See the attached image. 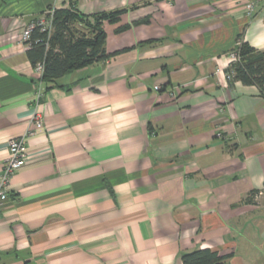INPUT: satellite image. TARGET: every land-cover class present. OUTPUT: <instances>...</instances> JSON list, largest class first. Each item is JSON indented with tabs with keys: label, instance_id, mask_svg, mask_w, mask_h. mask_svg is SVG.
<instances>
[{
	"label": "crops",
	"instance_id": "obj_1",
	"mask_svg": "<svg viewBox=\"0 0 264 264\" xmlns=\"http://www.w3.org/2000/svg\"><path fill=\"white\" fill-rule=\"evenodd\" d=\"M74 3L125 10L104 23L119 53L44 86V125L0 208V264H183L203 249L264 264V97L226 73L239 39L264 53V1L253 18L247 0ZM70 4L0 0V173L33 129L23 32Z\"/></svg>",
	"mask_w": 264,
	"mask_h": 264
},
{
	"label": "trees",
	"instance_id": "obj_2",
	"mask_svg": "<svg viewBox=\"0 0 264 264\" xmlns=\"http://www.w3.org/2000/svg\"><path fill=\"white\" fill-rule=\"evenodd\" d=\"M70 2V8L54 10L50 32L37 28L28 42L27 57L32 66L44 64L42 81L46 88L56 86L59 79L75 70L103 62L119 53H107L104 23H117L125 10L87 16L75 9V0ZM239 40L241 44L233 50L239 59L226 70L227 76L232 75L230 85L241 82L256 86L264 97V53ZM228 258L229 255L203 249L185 253L182 262L226 264Z\"/></svg>",
	"mask_w": 264,
	"mask_h": 264
},
{
	"label": "built area",
	"instance_id": "obj_3",
	"mask_svg": "<svg viewBox=\"0 0 264 264\" xmlns=\"http://www.w3.org/2000/svg\"><path fill=\"white\" fill-rule=\"evenodd\" d=\"M264 0H247L246 10L250 18H253L256 9L260 6ZM54 11H49L44 18L32 22L29 24L23 32L22 41L27 43L31 40L32 33L35 29L40 28L42 32H50L52 28V19ZM241 44V40L238 41L237 46ZM231 63L236 62L239 57L236 53L232 52L230 55ZM34 68V72L38 76V80L35 84V106L34 114L32 117L33 129L25 131L20 136L9 140L8 143V155L4 161L2 172L0 173V208L10 198L12 193V180L14 175L21 170L27 163L29 143L28 140L36 134V128H41L44 125V116L40 112L41 102L44 97V83L42 81V75L44 72V64L38 63ZM228 79L232 78L230 74ZM156 89H159L156 87ZM35 127V129H34ZM217 138L222 139L224 134L218 132Z\"/></svg>",
	"mask_w": 264,
	"mask_h": 264
}]
</instances>
